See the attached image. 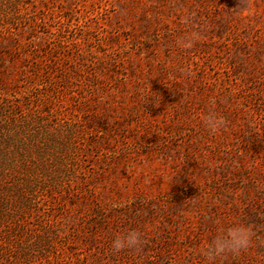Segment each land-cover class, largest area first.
<instances>
[{"label":"rangeland","instance_id":"rangeland-1","mask_svg":"<svg viewBox=\"0 0 264 264\" xmlns=\"http://www.w3.org/2000/svg\"><path fill=\"white\" fill-rule=\"evenodd\" d=\"M0 264H264V0H0Z\"/></svg>","mask_w":264,"mask_h":264},{"label":"clouds","instance_id":"clouds-1","mask_svg":"<svg viewBox=\"0 0 264 264\" xmlns=\"http://www.w3.org/2000/svg\"><path fill=\"white\" fill-rule=\"evenodd\" d=\"M204 127L211 133L217 132L224 127V118L217 113H209L202 118ZM140 243L139 233L129 231L124 235L116 236L112 241V249L119 252L125 248H136ZM250 243V233L244 226H233L227 230L225 235L216 237L210 244L209 255L220 254L225 251L239 253L246 249Z\"/></svg>","mask_w":264,"mask_h":264}]
</instances>
